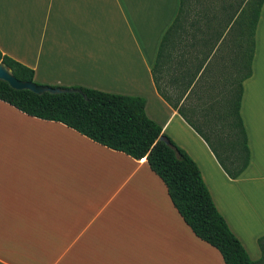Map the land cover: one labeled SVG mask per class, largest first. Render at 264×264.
<instances>
[{"label": "crops", "instance_id": "obj_1", "mask_svg": "<svg viewBox=\"0 0 264 264\" xmlns=\"http://www.w3.org/2000/svg\"><path fill=\"white\" fill-rule=\"evenodd\" d=\"M185 2L179 11L180 0H0V51L40 84L143 97L147 116L198 165L249 257L264 264V2L245 78L225 0ZM242 78L250 160L230 178L178 109L205 132L218 128ZM0 264L225 263L145 157L0 99Z\"/></svg>", "mask_w": 264, "mask_h": 264}, {"label": "trees", "instance_id": "obj_2", "mask_svg": "<svg viewBox=\"0 0 264 264\" xmlns=\"http://www.w3.org/2000/svg\"><path fill=\"white\" fill-rule=\"evenodd\" d=\"M216 2L218 6H224V0ZM263 2L225 0L226 10L231 12L230 18H234V28H238L243 61L247 62L248 71L243 78L252 72L255 29ZM185 3V0H180L179 11H183ZM0 63L9 67L18 79L37 83L31 67L1 51ZM243 78L238 89L232 92L227 112L220 119L218 128L205 132L182 109H178L204 138L230 178L238 177L250 160L247 133L240 115ZM50 86L68 90L36 94L28 89H14L0 80V99L28 115L62 122L93 141L135 159L145 157L150 169L166 185L169 197L183 220L196 236L220 252L225 264H258L249 257L216 208L198 165L162 131L158 123L147 116L143 97L83 86ZM161 136L166 137L168 142ZM263 238L258 239L260 246Z\"/></svg>", "mask_w": 264, "mask_h": 264}, {"label": "water", "instance_id": "obj_3", "mask_svg": "<svg viewBox=\"0 0 264 264\" xmlns=\"http://www.w3.org/2000/svg\"><path fill=\"white\" fill-rule=\"evenodd\" d=\"M0 80L7 82L8 85L14 89H28L36 94H42L44 92L60 93L68 90L63 87H53L50 85L37 84L32 81L18 79L12 74L11 69L3 63H0ZM160 138L168 142L166 137L161 136Z\"/></svg>", "mask_w": 264, "mask_h": 264}]
</instances>
